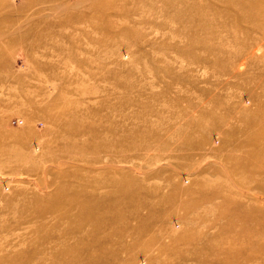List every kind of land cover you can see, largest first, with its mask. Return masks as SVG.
I'll return each instance as SVG.
<instances>
[{
  "label": "rangeland",
  "instance_id": "1",
  "mask_svg": "<svg viewBox=\"0 0 264 264\" xmlns=\"http://www.w3.org/2000/svg\"><path fill=\"white\" fill-rule=\"evenodd\" d=\"M0 264H264V0H0Z\"/></svg>",
  "mask_w": 264,
  "mask_h": 264
}]
</instances>
